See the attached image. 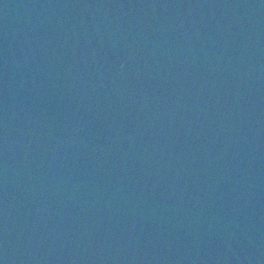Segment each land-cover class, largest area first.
Listing matches in <instances>:
<instances>
[{
  "label": "water",
  "instance_id": "obj_1",
  "mask_svg": "<svg viewBox=\"0 0 264 264\" xmlns=\"http://www.w3.org/2000/svg\"><path fill=\"white\" fill-rule=\"evenodd\" d=\"M0 264H264V0H0Z\"/></svg>",
  "mask_w": 264,
  "mask_h": 264
}]
</instances>
